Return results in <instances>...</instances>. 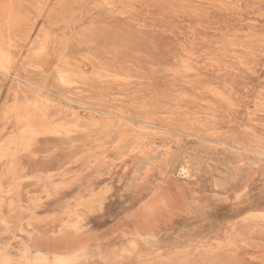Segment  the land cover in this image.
<instances>
[{
	"label": "rangeland",
	"instance_id": "1",
	"mask_svg": "<svg viewBox=\"0 0 264 264\" xmlns=\"http://www.w3.org/2000/svg\"><path fill=\"white\" fill-rule=\"evenodd\" d=\"M0 40L10 58L0 66V141L26 120V138L36 136L0 158V264L4 251L18 263L21 250L13 254L6 240L20 227L33 242L87 234L107 203L97 182L142 174L145 164L131 169L138 161L199 169L222 159L224 175L233 164L264 162V0H0ZM46 136L61 138L66 159L40 173L20 157L37 158L29 150ZM55 173L61 183H38ZM72 174L79 194L53 199ZM13 193L28 199L13 205ZM240 221L232 239L203 251L220 255L211 263H189L199 249L163 253L123 238L68 254L77 264H264L263 228ZM48 250L49 258L65 254Z\"/></svg>",
	"mask_w": 264,
	"mask_h": 264
},
{
	"label": "crops",
	"instance_id": "2",
	"mask_svg": "<svg viewBox=\"0 0 264 264\" xmlns=\"http://www.w3.org/2000/svg\"><path fill=\"white\" fill-rule=\"evenodd\" d=\"M16 132L18 131H14L13 135ZM16 148L8 151H17ZM61 148L60 139L46 136L29 150L38 153L37 158H32L30 154L20 158L23 162H36L40 173H46L48 170L61 168L60 165L66 159ZM26 149L28 152V148L20 150ZM77 152L78 147L72 148L69 155L74 157ZM144 164L146 169L142 174H119L97 182L100 183L98 197L106 199L107 203L103 209L91 214L89 221L93 227L87 234L79 237L69 231L58 239H46L39 235L38 240L33 242L26 236V232L31 229L24 226V231L20 230L12 235L8 233V247H12L13 254L15 248H44V254L47 252L45 248H48L68 254L73 249L86 247L89 251L94 246L102 247L123 238L125 242H135L163 253L199 249L201 254L198 259H192L189 263H211L220 255L208 256L203 251L211 247L219 248L224 241L232 239L239 226H243L241 219H246L253 231L256 227H262L264 230V225L254 223L256 217L264 218V162L257 166L233 164L228 175H224L222 159L208 160L204 165H200L199 169H196L198 166L195 164L189 165L185 161H180L174 167L170 161L148 164L138 161L131 169L133 172L141 171ZM39 180L41 185L62 182V178L56 173L49 180L43 181L40 176ZM78 181V177L73 174L67 177V193L59 191L61 193H55L52 198L61 202L63 198L76 197L80 191L74 184ZM89 182L96 183L92 177L86 183ZM108 189L111 190L109 193ZM40 190L41 195V187ZM25 195L13 193L6 199L12 200L14 205L17 199H28ZM40 198L45 199L47 195ZM7 202L9 206L11 201ZM5 205L0 209L1 212ZM21 214L24 215L19 212L15 216ZM2 235L4 234L0 233V236ZM0 241H3V236ZM91 263L94 262L88 264Z\"/></svg>",
	"mask_w": 264,
	"mask_h": 264
},
{
	"label": "bare ground",
	"instance_id": "3",
	"mask_svg": "<svg viewBox=\"0 0 264 264\" xmlns=\"http://www.w3.org/2000/svg\"><path fill=\"white\" fill-rule=\"evenodd\" d=\"M52 6V5H51ZM94 11V10H93ZM43 24V23H42ZM19 31V30H18ZM24 31V30H23ZM8 32V31H7ZM70 35V34H69ZM2 39V38H1ZM1 41V40H0ZM79 44V43H78ZM81 50V49H80ZM87 50V49H86ZM19 56V55H18ZM8 61H10V58L8 57V55L6 53L0 52V66H2L3 64L7 63ZM13 61V60H12ZM11 64V63H10ZM77 64V63H76ZM62 66V65H61ZM85 67V66H84ZM2 71V70H1ZM4 71V70H3ZM12 71V70H11ZM8 72V71H5ZM10 73V72H9ZM8 74V73H7ZM16 74V73H15ZM10 81V80H9ZM42 86V85H41ZM44 88V87H43ZM104 89V88H102ZM58 95V94H57ZM70 100V99H69ZM28 102H26L25 104H27ZM24 104V105H25ZM35 106V105H33ZM38 106V105H36ZM35 106V107H36ZM33 107V108H35ZM37 108V107H36ZM20 111V110H19ZM32 111V109H31ZM29 112V111H28ZM18 113V112H17ZM27 113H25L24 115H26ZM37 119H40L42 117L43 114L41 113H37L35 114ZM22 117V116H21ZM1 118V117H0ZM22 119H28V116H24ZM15 121V120H14ZM27 121V120H26ZM26 121H24L22 124H18V129H21V133L18 134V132L16 133L17 135H8L5 138H3L0 141V158H2L5 154L7 155L6 152H8V148L7 146L9 145H22L23 143L26 144L29 141H31L32 139H36V136L33 137L29 140L28 138H26V133H25V125H26ZM20 122V121H19ZM31 122V119H30ZM16 125V124H15ZM16 125V126H17ZM21 126V128H20ZM16 128V127H15ZM17 129V130H18ZM14 130V129H13ZM10 132V131H9ZM13 132V131H12ZM11 133V132H10ZM43 134V133H41ZM39 134V135H41ZM18 136V137H16ZM60 138V137H59ZM58 138V139H59ZM61 139V138H60ZM64 139V138H63ZM83 148V147H82ZM16 154V153H15ZM64 154V153H63ZM2 162V161H1ZM0 162V163H1ZM9 162V161H8ZM7 165V164H4ZM1 167V166H0ZM4 169V168H3ZM7 195V194H6ZM4 198L5 195L1 194L0 195V208H2L3 204H4ZM25 213V212H24ZM27 214V213H26ZM22 215V214H21ZM22 217V216H21ZM52 225V224H51ZM59 225V224H58ZM24 229V227H20L19 230ZM41 230V229H40ZM23 231V230H22ZM43 232V231H41ZM44 234V233H43ZM30 238L32 235H28ZM33 237V236H32ZM19 238V237H18ZM17 238V239H18ZM23 238V237H22ZM13 239V238H12ZM15 239V238H14ZM21 239V238H19ZM10 240V239H9ZM1 242V241H0ZM4 242V241H3ZM140 242V241H139ZM143 242V241H142ZM26 243V242H25ZM4 244V243H3ZM5 245V244H4ZM8 246V245H7ZM30 246V245H29ZM6 247V246H5ZM32 248H20L21 250V257L18 260V263L16 264H77L76 262L79 260V256L77 257V253L75 254H64V255H60L57 253H53L52 258L47 257V255H45L44 253L40 252L39 250H37L36 252L31 250ZM36 250V249H35ZM42 251V250H41ZM47 251H49L47 249ZM70 253V252H69ZM3 256V259L7 262V264H14V258L12 255L8 254L6 251L3 252V254H1ZM88 256V255H87ZM95 257V256H94ZM16 259V258H15Z\"/></svg>",
	"mask_w": 264,
	"mask_h": 264
}]
</instances>
